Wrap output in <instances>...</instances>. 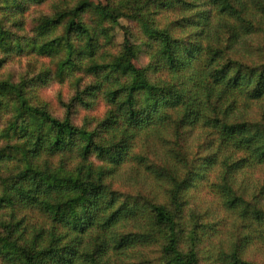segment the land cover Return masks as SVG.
I'll list each match as a JSON object with an SVG mask.
<instances>
[{"label": "trees", "instance_id": "1", "mask_svg": "<svg viewBox=\"0 0 264 264\" xmlns=\"http://www.w3.org/2000/svg\"><path fill=\"white\" fill-rule=\"evenodd\" d=\"M34 57L53 68L3 72ZM52 79L69 84L61 114L41 97ZM100 104L102 116L77 122ZM255 105L264 0H0V264H254L247 248L264 251ZM126 167L160 193L117 186ZM202 194L215 214L187 223Z\"/></svg>", "mask_w": 264, "mask_h": 264}, {"label": "rangeland", "instance_id": "2", "mask_svg": "<svg viewBox=\"0 0 264 264\" xmlns=\"http://www.w3.org/2000/svg\"><path fill=\"white\" fill-rule=\"evenodd\" d=\"M103 1V0H102ZM51 12L50 5H46L43 7H37L34 9L32 13H30L27 24L29 23L30 17L31 21L35 17H37V14H48ZM125 25V22H123ZM29 25V24H28ZM118 39L120 42H122V33H118ZM263 40L261 36H257L256 38H253L249 40V43L258 44ZM9 63V64H8ZM5 67L3 68V72L15 74L17 77L21 74L26 73L30 69L32 71H35L39 73L43 69H52L53 66L50 63L49 60L41 59L38 57L34 58H25V59H14L12 62H8ZM59 96H63L64 99H68L70 96L69 91V84L68 82L60 83L58 80L52 79L49 81V83L41 90V97L48 102L53 111L57 114H61V108L59 104ZM256 108H254L255 111H264V105H255ZM97 111L94 113L86 112L82 108L79 109L78 115H77V122H80V119H82L86 115L97 117L102 116L104 113V106L102 104L99 105V107L96 109ZM119 180H117V186H120L124 190L128 191H150L153 195H158L160 193L159 186H156L154 184H149L145 182L144 179L138 178L136 175L130 172L129 167H126L120 176L118 177ZM133 190V191H132ZM205 197H208L207 199ZM215 214V209L212 204V199L209 196L202 195H196L194 199H190L188 202V206L186 208L185 213V220L186 222H190V220H193V222H199L200 219L204 220L207 217H210V215ZM223 217V216H222ZM229 230H231L230 223H227L226 226L221 227L218 234L216 235L215 245H219L222 240L229 234ZM207 257V259L205 258ZM245 257L248 261L253 262L254 264H264V251L259 246H251L247 248ZM205 258L204 262L205 264L208 263V256H203Z\"/></svg>", "mask_w": 264, "mask_h": 264}]
</instances>
